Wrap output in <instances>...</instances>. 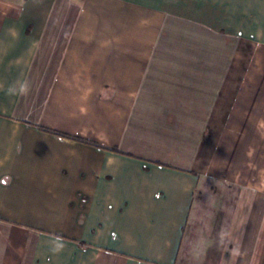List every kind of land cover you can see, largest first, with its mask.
Here are the masks:
<instances>
[{
    "label": "crops",
    "instance_id": "0c3cea01",
    "mask_svg": "<svg viewBox=\"0 0 264 264\" xmlns=\"http://www.w3.org/2000/svg\"><path fill=\"white\" fill-rule=\"evenodd\" d=\"M0 264H264V0H0Z\"/></svg>",
    "mask_w": 264,
    "mask_h": 264
},
{
    "label": "trees",
    "instance_id": "16d2710c",
    "mask_svg": "<svg viewBox=\"0 0 264 264\" xmlns=\"http://www.w3.org/2000/svg\"><path fill=\"white\" fill-rule=\"evenodd\" d=\"M52 134H54L55 136L64 137V136H62L60 134H57V133H52ZM64 138H66V137H64ZM75 140H77V139H75ZM77 141H79L80 143H83V144L92 145V146H94L96 148H100L99 146H97L95 144H92L91 142H88V141H84V140H81V139L80 140H77Z\"/></svg>",
    "mask_w": 264,
    "mask_h": 264
}]
</instances>
